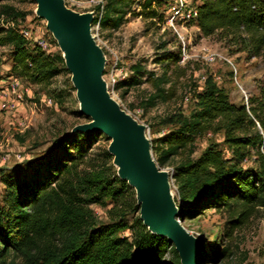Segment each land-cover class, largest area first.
I'll list each match as a JSON object with an SVG mask.
<instances>
[{"label":"trees","instance_id":"16d2710c","mask_svg":"<svg viewBox=\"0 0 264 264\" xmlns=\"http://www.w3.org/2000/svg\"><path fill=\"white\" fill-rule=\"evenodd\" d=\"M122 1V0H121ZM132 12L151 24L165 22L161 8L165 0H123ZM113 0H107L101 19L108 16ZM195 22L200 37L218 35L258 57L264 51V0H198ZM3 13L23 16L11 5ZM95 22V20L93 21ZM11 42L10 75L35 84L47 83L60 72V57L31 44L13 29L0 28V46ZM181 48L165 50L161 61L178 65ZM198 110L171 117L177 128L163 132L152 143L162 165L188 149V156L172 168L173 185L181 220L195 218L207 209L225 210V235L243 227L260 208L264 209V80L257 95L235 104L218 85L207 84L194 93ZM223 134L225 150L209 144L191 157L197 137L205 132ZM97 132H76L61 137L57 144L64 153L45 160L43 170L33 166L30 173L15 175L6 204L0 206V264H164L173 248L163 236L151 233L139 217L128 226L124 215L139 210L135 191L116 175L84 182L78 173ZM106 155H109L106 152ZM254 164L245 165L251 157ZM129 193L132 203L125 202ZM109 198L113 206L109 221L99 222L89 207ZM128 229L130 237L118 232Z\"/></svg>","mask_w":264,"mask_h":264},{"label":"rangeland","instance_id":"374dc122","mask_svg":"<svg viewBox=\"0 0 264 264\" xmlns=\"http://www.w3.org/2000/svg\"><path fill=\"white\" fill-rule=\"evenodd\" d=\"M103 1L105 5L107 0ZM5 4L13 6L23 16L12 18L3 13ZM65 4L79 13L92 10V7L76 5L73 0H65ZM170 4L171 0H165L161 10L168 12ZM93 21L91 32L104 56L102 78L121 108L145 126L150 147L163 132L177 128L171 117L177 113L188 116L198 110L194 93L207 84L218 85L224 89L230 102L240 104L257 95L264 80V51L258 57H249L244 51H236L218 35L200 37L198 28L151 24L136 16L123 0H113L108 16L102 20L95 15ZM23 26H37L51 39L52 52L61 60L58 61L61 70L47 83H30L22 77L10 75L11 42L0 46V85L2 80L7 82L11 77L17 78L24 93L14 110L6 112L0 109V206L6 204L5 199L11 190L10 181L15 175L29 174L33 166L44 171L42 163L45 160L54 162V155L59 156L66 151L58 146V140L76 133L73 131L75 125L91 120L79 110L71 72L56 40L46 28V21L36 16V2L0 0V28L3 33L13 29L20 34ZM179 47L181 50L185 47L186 58L178 65H166L159 60L165 50ZM97 133V141L77 169L84 182L98 184L101 178L118 175L113 156L107 150L111 139L103 132ZM222 141V132H205L197 137L191 157L198 156L211 143H217L225 150ZM152 154L157 165L172 174L173 166L188 156V149L162 165L157 162L153 150ZM253 160L252 156L245 165L255 166ZM171 190L178 205L172 178ZM134 197L137 205L136 194ZM125 202L132 203L129 193ZM112 206L109 198L89 204L97 221L103 223L109 221L108 211ZM227 215L225 210L207 209L198 217L181 220V225L201 240L200 264H264V209L255 212L230 238L225 235ZM137 216L139 210L127 211L124 219L128 226ZM118 235L130 237V231L126 229ZM9 259L22 264V258L15 253H11ZM164 264H182L174 246L165 255Z\"/></svg>","mask_w":264,"mask_h":264},{"label":"water","instance_id":"95a60500","mask_svg":"<svg viewBox=\"0 0 264 264\" xmlns=\"http://www.w3.org/2000/svg\"><path fill=\"white\" fill-rule=\"evenodd\" d=\"M34 1L36 16L46 21L71 72L79 110L91 118L73 131L103 132L111 139L107 150L118 177L135 190L139 219L151 233L170 241L182 264H200L202 243L181 225L170 195L172 174L157 165L145 126L121 108L102 78L104 56L90 29L93 13L76 12L65 0Z\"/></svg>","mask_w":264,"mask_h":264},{"label":"built area","instance_id":"2783aa9c","mask_svg":"<svg viewBox=\"0 0 264 264\" xmlns=\"http://www.w3.org/2000/svg\"><path fill=\"white\" fill-rule=\"evenodd\" d=\"M78 6L92 7L91 12L93 16H102L104 1L103 0H73ZM137 6L138 1L135 0ZM86 4V5H85ZM198 0H171V4L167 7L168 12L164 11L165 22L171 26L179 25L185 27L187 25L198 28L195 24L198 15L197 8ZM20 34L28 40L31 44L37 45L40 49L46 52H52L53 44L49 37H47L41 28L39 27H25L20 29ZM186 58L185 47L181 50V59L183 61ZM9 81L2 80L0 85V109L11 112L15 109L16 103L22 99L23 92L21 81L17 78H9ZM242 94L245 99L246 94L243 89H241ZM50 102V100L48 101Z\"/></svg>","mask_w":264,"mask_h":264},{"label":"bare ground","instance_id":"6f19581e","mask_svg":"<svg viewBox=\"0 0 264 264\" xmlns=\"http://www.w3.org/2000/svg\"><path fill=\"white\" fill-rule=\"evenodd\" d=\"M90 29H91V27H90ZM91 34H92V32H91ZM93 35V34H92ZM173 194V192H172V190L170 191V195H172Z\"/></svg>","mask_w":264,"mask_h":264}]
</instances>
